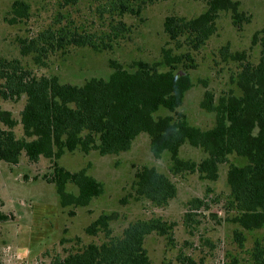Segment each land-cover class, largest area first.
Instances as JSON below:
<instances>
[{
	"label": "trees",
	"instance_id": "trees-1",
	"mask_svg": "<svg viewBox=\"0 0 264 264\" xmlns=\"http://www.w3.org/2000/svg\"><path fill=\"white\" fill-rule=\"evenodd\" d=\"M63 7L80 0H60ZM100 17L109 19L104 36L80 29L77 24L52 22L30 36L17 39L22 57H31L34 65L48 67L52 57L68 47H91L102 52L111 49L112 42L129 30L125 15L140 16L144 8L162 0H102ZM206 10L195 18L168 15L164 31L174 48L164 47L159 62L136 60L130 67L109 60L112 73L108 78L93 77L77 85L61 82L57 75H37L25 67L20 58L0 54V98L25 104L17 119L10 110L0 107V160L17 165L22 155L30 162L41 157L51 162V172L44 176L55 184L63 206L85 207L100 196L104 187L85 168L71 171L59 160L66 152L81 151L100 155L128 151L141 134L150 136L151 151L160 158L170 153L171 172L175 175L197 173L201 179L215 181L220 165L230 155L246 158L243 165L231 164L227 172L230 187L229 209L235 211L232 222L245 230L264 227V27L253 35V44L260 46L258 62L250 60L247 51L232 53L225 46V60L237 62L236 84L240 89L219 96L207 89L201 107L215 113V124L207 129L192 125L186 114L178 111L185 95L193 86L189 69L195 68L192 52L198 51L217 31L222 11H231L233 25L241 30L249 21L239 11L234 0H204ZM31 6L25 0H15L7 20L10 24L24 22ZM75 24V25H74ZM186 46L185 52H177ZM182 66L186 72L176 74ZM166 67V69H162ZM161 109L170 112L156 115ZM22 126V135L15 128ZM201 149L206 156L199 162L183 159L182 146ZM67 184L78 188L67 192ZM136 198H145L156 206H166L177 195L176 183L155 166L144 165L135 173ZM10 214L0 210V222ZM112 216L102 213L85 228L90 236L103 235L100 243L84 244L77 236L75 245L64 248V255L55 256L51 264H152L145 247L146 237L155 232L168 234L167 221L161 218L139 219L114 235ZM234 236L243 244L244 234L236 229ZM61 244L72 242L63 237ZM255 264H264V244L256 242ZM0 264L1 261H0Z\"/></svg>",
	"mask_w": 264,
	"mask_h": 264
},
{
	"label": "rangeland",
	"instance_id": "rangeland-1",
	"mask_svg": "<svg viewBox=\"0 0 264 264\" xmlns=\"http://www.w3.org/2000/svg\"><path fill=\"white\" fill-rule=\"evenodd\" d=\"M15 0H0V54L7 58H20L23 65L37 75H57L61 82L77 85L93 77L108 78L112 73L109 60L119 61L125 67L136 60L159 62L164 47L174 48L164 31L168 15L195 18L207 6L204 0H162L147 5L140 16L125 15L123 20L129 30L114 39L112 48L98 52L91 47L70 46L64 53L52 57L48 67L34 65L31 57H22L17 39L35 34L52 22L75 24L82 30L104 36L109 29L107 17H100L102 0H80L76 5L63 7L60 0H25L31 6L27 20L10 24L7 18ZM239 11L249 21L241 30L233 25L232 12L222 11L217 20V31L198 51L192 52L195 68L189 69L193 86L187 91L178 111L185 113L189 122L207 129L215 124L216 116L201 107L205 90L219 96L233 91L239 95L236 84L239 72L237 62L225 60L221 54L227 46L234 53L247 51L252 62L260 56V46L253 44V35L264 27V0H234ZM74 24V25H75ZM73 25V24H72ZM110 30V29H109ZM175 49V48H174ZM188 48L176 50L185 52ZM162 69H166L163 67ZM182 66L177 75L184 74ZM25 104L0 98V107L10 110L15 118ZM170 114L161 109L156 115ZM22 135V126L15 128ZM183 159L201 161L206 154L189 144L182 146ZM60 164L71 171L85 168L89 175L103 184V193L85 207L61 204L56 186L44 179L51 172L49 159L41 157L30 162L22 155L19 164L11 165L0 160V210L11 215L0 222V261L2 264H51L64 248L75 245L79 236L83 243L102 242L103 235L90 236L86 226L102 213L112 216L114 235L139 219L161 218L167 221L168 234L151 233L145 247L152 264H255L256 242L264 244V227L256 230L242 229L231 221L235 211L229 209L230 187L227 172L231 164L243 165L246 158L230 155L221 164L215 181L204 180L197 173L175 175L171 172L170 153L165 151L155 158L151 151L150 136L141 133L131 148L120 154L100 155L97 151L66 152ZM144 165L155 166L167 174L177 185V195L168 205L160 207L145 198H136L133 182L135 173ZM67 192L77 193L78 188L67 184ZM244 234L243 244L236 241L234 232ZM67 237L72 242L61 244Z\"/></svg>",
	"mask_w": 264,
	"mask_h": 264
}]
</instances>
